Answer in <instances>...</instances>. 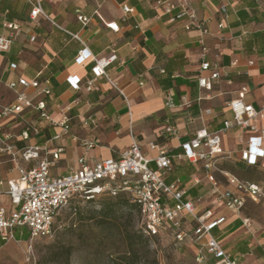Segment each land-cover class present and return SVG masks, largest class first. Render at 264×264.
Returning a JSON list of instances; mask_svg holds the SVG:
<instances>
[{"label":"crops","instance_id":"0c3cea01","mask_svg":"<svg viewBox=\"0 0 264 264\" xmlns=\"http://www.w3.org/2000/svg\"><path fill=\"white\" fill-rule=\"evenodd\" d=\"M158 1L0 0V33L12 32L6 27L8 24L20 26L11 51L0 53V109L18 103V92L9 84L26 79L39 81L42 88L50 89L49 95H39L30 87L25 90L29 99L35 103L44 101L46 112L54 121H62L65 116L70 119V132L56 139L62 129L52 126L38 111L25 108L22 118L36 130L30 131L28 140L20 138L25 125L18 117L0 121V132L9 135L17 149L40 146L53 152L62 148L64 152L51 174L64 176L80 169L81 158L89 166L118 159L134 142L149 159L159 154L151 149L153 145L173 154L181 153V143L196 131L204 127L219 131L225 121L233 118L229 102L244 87L248 104L256 108L264 105V0H188L197 19L206 22L208 34L203 36L197 29H185L187 18L173 21L174 15L167 14L165 5ZM223 5L227 6L226 14ZM38 6L43 14L34 20L31 13ZM123 6L133 9V13L126 15ZM80 14L90 18L87 26L79 21ZM109 23H117L119 31L108 28ZM85 49L98 59L117 56L106 68V74L119 90L105 76L96 81L98 89L87 90L88 81L94 78L95 63L90 59L77 63L80 51ZM204 54L206 61L220 66L223 75L212 91L199 87V76L207 75L201 72ZM235 61L237 65L233 67ZM70 77L80 80V90L70 85ZM169 98L172 107L167 105ZM183 98L192 106L182 107ZM205 110H212L213 114L201 118ZM167 121L179 129V136L164 132ZM248 135V131L236 127L223 137L224 148L235 152L233 159L224 162L223 170L258 183L264 191V177H246L250 172L244 174L231 166L244 165L250 171L264 172V159L257 167L239 160L240 142ZM85 143H92L93 147L88 149ZM19 162L27 168L36 164ZM151 166L155 168L154 163ZM18 178L16 162L10 156H0L4 189L9 181ZM195 178L199 184H193ZM176 179L187 188L186 199L195 203L199 213L210 209L214 219L226 218L213 236L238 264H264V225L245 214L248 202L239 213L219 207L210 194L213 181L231 188L224 175L207 177L200 164L175 160L166 181ZM1 200L4 206L10 205L5 208L11 212L9 197L2 195ZM244 218L250 219V228L243 225ZM184 224L188 233L194 232L193 219L187 216ZM161 237L171 238L168 228L161 231ZM17 242L21 240L17 238ZM205 243V239L199 243L187 239L177 244L195 248L197 260H203L201 254L206 252L217 264Z\"/></svg>","mask_w":264,"mask_h":264},{"label":"built area","instance_id":"2783aa9c","mask_svg":"<svg viewBox=\"0 0 264 264\" xmlns=\"http://www.w3.org/2000/svg\"><path fill=\"white\" fill-rule=\"evenodd\" d=\"M158 4H164L166 13L174 15L173 21L187 18L186 30L197 29L202 32V36L208 34L206 22L197 19L188 0H159ZM122 9L126 15L134 11L128 6H123ZM222 11L227 13L226 5L222 6ZM40 14L43 12L38 6L32 11L31 17L35 20ZM78 19L84 26L90 22V18L81 14ZM106 26L114 32L120 29L117 23H109ZM6 27L12 32L8 35L0 33V53L3 54L11 51L15 33L20 29L18 24H8ZM219 27L223 28V24ZM76 37L78 38L77 35ZM201 44H204L203 39ZM203 51L206 49L203 48ZM205 56L206 54L201 63V72L207 75H200L198 82L200 89L212 91L215 84L222 80L223 75L220 72V66L217 63L212 65L205 60ZM89 59L95 63V66L92 68L94 78L88 81L87 90L98 89L96 81L103 76L108 79L113 88L119 90L118 85L106 74V68L117 59V56L113 54L109 58L98 59L85 49L80 51L77 63L83 64ZM236 65V61L232 63L233 67ZM68 80L74 89L80 90V80L77 77H70ZM30 87L38 90L39 95L50 94V89L42 88L39 81L30 82L20 79L18 83H10L9 88L18 92V103L1 108L0 121L11 117L22 119L25 129L20 138L28 140L30 131L36 130L22 118V114L25 108H32L52 126L62 129V133L57 135L56 139L68 134L70 119L65 116L62 121H54L46 112L44 101L35 103L29 99L25 90ZM19 88L21 90H18ZM246 95L247 89L244 87L239 91L238 97L229 102L228 106L233 118L225 121L221 130L210 131L204 127L196 131L192 138L181 143V153L173 154L153 145L151 149L158 150L159 154L156 158L149 159L142 153L139 143L134 142L118 159L103 160L89 166L86 159L81 158L80 169L64 176L51 174V168L64 152L62 148L53 152L40 146L17 149L10 142L11 137L0 132V156H10L16 162L19 172V178L9 181L6 189H4L6 183L0 179V243L17 242L16 231L20 228H27L30 240L49 238L55 231V223L62 211L73 202L86 203L124 195L137 207L143 220L142 232L145 236L159 238L161 231L168 228L176 243H183L187 239L199 243L205 239V246L217 259V264H238V261L233 259L221 242L213 236V231L224 224L226 218L214 219V213L210 209L199 213L195 203L186 199L188 190L182 181L176 179L168 183L166 178L173 171L175 160L200 164L207 177H213V174L220 172L226 177L227 184L231 187L228 188L213 181L210 194L219 207L241 213L250 199L257 203H264V191L261 185L240 179L220 168L223 160L233 159L235 154L224 148L223 137L236 127L249 132L247 139L240 142L239 160L248 166L257 167L264 159V105L256 108L248 104L245 100ZM183 99L182 107L192 106L191 101ZM167 105L173 106L171 98L168 99ZM212 114V110H205L201 118ZM88 120L94 122L92 118ZM164 132L171 137L180 135L179 129L170 121L166 122ZM85 146L89 149L93 147V144L85 143ZM20 160L24 163L36 161V164L27 168L20 164ZM152 163L155 164V168L151 166ZM199 183L200 180L195 178L193 184ZM2 195L9 197L13 207L11 212H8L3 205ZM187 216L196 224L193 233H188L185 229L184 219ZM243 225L250 228V219L244 218Z\"/></svg>","mask_w":264,"mask_h":264},{"label":"rangeland","instance_id":"374dc122","mask_svg":"<svg viewBox=\"0 0 264 264\" xmlns=\"http://www.w3.org/2000/svg\"><path fill=\"white\" fill-rule=\"evenodd\" d=\"M225 161L227 159L220 168L223 169ZM231 166L244 174L250 172L246 177H264L263 171H250L244 165ZM215 175L222 177L220 172ZM126 201V205L119 207L113 206L116 199L109 198L86 203L75 201L62 211L49 238L30 240L27 228L17 229L21 242L0 243V264L216 263L206 252L201 254L203 260H197L195 248L179 245L172 237L145 236L140 213ZM5 206L10 208V205ZM244 212L264 225V203L250 199Z\"/></svg>","mask_w":264,"mask_h":264},{"label":"trees","instance_id":"16d2710c","mask_svg":"<svg viewBox=\"0 0 264 264\" xmlns=\"http://www.w3.org/2000/svg\"><path fill=\"white\" fill-rule=\"evenodd\" d=\"M107 198V197H106ZM109 199H116V203L113 205L114 207H119V206H123V205H126L127 204V201H126V199L127 200H129L130 201V199L129 198H127L126 196H124V195H120V196H118L117 198H109ZM131 202V201H130ZM132 203V202H131ZM133 204V203H132ZM137 211H138V209H137V207L133 204L132 205ZM112 212H113V210H112ZM139 212V211H138ZM217 229V228H216ZM215 229V230H216ZM214 230V231H215ZM30 238V237H29ZM16 239H17V234H16Z\"/></svg>","mask_w":264,"mask_h":264}]
</instances>
